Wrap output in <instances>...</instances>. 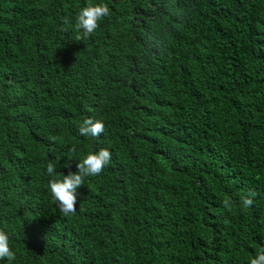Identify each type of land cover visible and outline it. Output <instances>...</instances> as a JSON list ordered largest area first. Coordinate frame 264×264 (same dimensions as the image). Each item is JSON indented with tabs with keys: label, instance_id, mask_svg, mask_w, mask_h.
Masks as SVG:
<instances>
[{
	"label": "trees",
	"instance_id": "1",
	"mask_svg": "<svg viewBox=\"0 0 264 264\" xmlns=\"http://www.w3.org/2000/svg\"><path fill=\"white\" fill-rule=\"evenodd\" d=\"M89 3L111 14L77 39ZM86 118L99 138L80 136ZM101 148L109 165L63 215L49 181ZM0 230L11 264H250L264 249V0H0Z\"/></svg>",
	"mask_w": 264,
	"mask_h": 264
},
{
	"label": "clouds",
	"instance_id": "2",
	"mask_svg": "<svg viewBox=\"0 0 264 264\" xmlns=\"http://www.w3.org/2000/svg\"><path fill=\"white\" fill-rule=\"evenodd\" d=\"M111 10L106 3H89L80 9L75 17L74 29L79 33L77 39L89 38L100 26V21L108 17ZM67 22V21H66ZM105 131V124L100 119L86 118L79 127V134L82 137L99 138ZM75 152V149H72ZM112 158L107 148H101L98 152L88 153L81 162L77 164V173L69 172L62 175L61 179H51L48 184L53 201L59 207L60 212L67 215H74L77 212V189L84 185L85 178L100 176ZM46 172L49 176L56 174V164L49 161L46 164ZM256 193L249 192L248 196L241 198L244 208L251 207ZM225 208L232 206L231 200H224ZM7 260L9 264L16 259V254L10 246L9 236L0 230V260ZM250 264H264V249L250 260Z\"/></svg>",
	"mask_w": 264,
	"mask_h": 264
}]
</instances>
